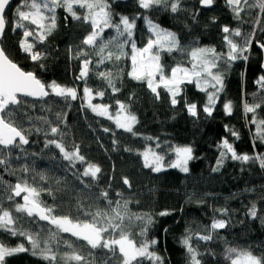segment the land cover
Listing matches in <instances>:
<instances>
[{"label":"trees","instance_id":"obj_1","mask_svg":"<svg viewBox=\"0 0 264 264\" xmlns=\"http://www.w3.org/2000/svg\"><path fill=\"white\" fill-rule=\"evenodd\" d=\"M23 2L24 0H14L7 12L10 24L6 28L2 45L10 58L24 70L34 72L46 84L55 81L62 86L76 88L78 96L75 100H65L51 94L41 102L25 98L28 103L17 114V123L30 130L26 132L29 144L22 145V149L12 150L7 168L0 165V204L13 210L14 216L21 218L19 224L22 228L34 234L39 233L45 239L50 230L57 231L54 225L37 216L28 217L14 211V205L22 201L15 197L8 200L7 187L27 180L33 186L46 189L41 192L40 199L53 207L55 214L70 215L82 220L90 219L84 214L88 205H92V211L96 206H106V201L97 199L101 191H108L109 198L114 202L113 207L115 201L122 204L124 200H130L128 207L131 212L150 214L153 217L154 222L149 227L146 238L158 241L154 248L165 258V264H189L188 253L181 243L182 238L189 230L193 234H207L206 230L214 219H225L228 226L215 230L210 241L193 236L192 243L201 254V264H230L226 258L228 247L249 249L256 255L264 254V224L261 223V219H264V168L260 167L258 160L242 162L227 158L217 171L213 170L218 167L221 151L219 145L223 139H228L238 154H264V144L255 140L256 126L250 123L252 114L245 115L243 108L245 101L250 104L261 103V108L257 110L258 118H264V89L256 84L259 76L264 74L262 55L257 49V41L264 43V30L256 24L261 16L259 9L249 8L242 0L240 7L244 11L238 19L227 0H214L212 7L208 9L203 8L199 0H181V10L176 13H172L170 9L155 7L150 10L142 9L138 0L124 3L109 0L114 22L118 23L120 16L136 18L134 39L137 47H143L151 35L145 17L176 33L184 46H211L218 52L227 51L223 39L225 34L222 32L225 25L230 29H240V37H230L240 44L243 43L244 36L255 32V40L246 53L249 59L237 60L228 68L224 91L220 94L212 115L208 116L203 112L207 95L194 84L184 85V98L177 97L180 103L172 106L170 94L163 88L159 89L160 98L156 99L146 83L133 80L128 75L131 71V60L128 58L131 55L130 46L124 49L128 57L97 64L100 59L96 55L97 49L82 43L92 31L90 24L72 19L63 9H57V28L53 33L43 43L36 41L35 50L42 54L43 59L32 61L19 46L23 39V29L12 30L11 22L16 19L15 8ZM251 3L253 0H249V4ZM77 11L83 14L84 10L77 8ZM261 23L264 24V20ZM115 35V30L108 28L100 40L106 41ZM29 40L34 41V37ZM81 50L86 51L87 58L92 60L85 79H77L85 58H77V53ZM108 50L118 51L115 43L106 52ZM187 59L186 55L178 52L171 55L165 52L162 53L161 62L167 71L177 62L187 64ZM98 72H111L120 91L113 92L107 81L97 75ZM85 86L92 88L94 95L96 91L105 93L101 97V103L110 105L113 115L119 110L117 100L128 105L138 119L133 128L136 134L117 128L112 120L93 113L83 99ZM185 101L197 105L196 117L189 114ZM227 101L233 103L231 115L226 114L223 107ZM52 126H58L63 135L53 136L50 132ZM37 128L41 131H36ZM105 128L109 131L105 132ZM230 130L238 132L239 139ZM147 137L152 139H146ZM49 139L61 140L69 151L73 150L74 145H78L81 154L86 157V163L91 162L101 168L99 178L93 180L91 177L80 176L86 163H77L75 168L71 167L54 145L45 147ZM157 143L161 144L164 150L161 154L165 155V167L158 173L145 168L143 158L139 155L148 145L155 149ZM169 145L173 148H193L194 159L189 162L187 173L168 167V163L175 159L174 153L169 151ZM155 150L161 152V149ZM24 165H28V172L21 170ZM40 175L45 179L41 180ZM123 177L128 178L131 188L123 184ZM81 202L83 207L78 208ZM252 204L258 210L256 219L248 215ZM224 208L228 209L227 214L217 211ZM162 211L170 214L161 216L159 213ZM129 230L136 234L138 241L145 238L139 236V221H134ZM57 240L58 244L53 240L50 246L57 253L58 260L63 253L72 251L68 247V244H72L92 264H119L118 257H113L107 250H90L86 242L71 234L59 233ZM0 241L10 247L24 244L29 249L6 258V264H50L40 255L32 254L31 245L25 237L13 236L0 229ZM44 246L42 243L41 247ZM60 264H64L63 260H60ZM144 264L151 262L145 261Z\"/></svg>","mask_w":264,"mask_h":264},{"label":"snow or ice","instance_id":"obj_2","mask_svg":"<svg viewBox=\"0 0 264 264\" xmlns=\"http://www.w3.org/2000/svg\"><path fill=\"white\" fill-rule=\"evenodd\" d=\"M242 0H227L228 5L232 7V11L236 17L240 18V13L244 11L240 7ZM200 5L211 7L214 0H199ZM249 8L259 9L260 18L256 20V24L264 30V0H253L249 4V0H243ZM11 4V0H0V165L7 168L10 162V157L13 149H22V145L29 144L27 131L17 123V114L19 110L28 103L27 97L44 98L50 94L57 97H62L65 100L77 99L78 92L76 88L62 86L55 81L46 84L42 82L37 75L32 71L24 70L18 63L10 58V55L2 45V40L5 36V30L9 26L10 21L7 17V10ZM140 8L150 10L152 8L170 9L172 13L181 10V0H138ZM77 8L84 10L83 14L77 11ZM57 9L66 11L72 19L83 20L89 23L92 31L84 38L82 43L92 48L97 49L96 55L100 57L97 64H103L105 60H121L122 57H128V53L124 49L128 46L131 48V71L128 75L136 81L146 83L148 89L155 95L156 99L160 98L159 89L163 88L170 94V103L176 106L180 103L177 97H183L186 84H194L201 92L206 93L207 103L203 107V112L208 116L212 115L214 107L220 99V93L225 88V72L221 70V62L224 68H229L232 63L237 60L247 61L248 53L252 47V42L255 40V32H250L243 37V43H237L233 38L240 37V29H230L227 25L222 28L225 34L223 39L226 42L227 51L218 52L215 47L211 46H184L181 44L176 33L162 28L159 24L145 17L148 30L151 35L148 37L143 47H137L134 39L136 18L128 16H120L119 22L113 21V13L109 0H24L23 4L15 8V21L12 23V30L23 29V39L20 40L19 46L21 50L27 53L32 61H40L43 59L42 54L35 50L36 41L43 43L48 36L57 28ZM68 17L66 16L65 19ZM34 26V27H30ZM114 29L116 35L108 40H100L105 29ZM34 37V41L29 40ZM98 40L100 41L98 43ZM113 43L116 44L117 52L109 49ZM259 47L264 49V43L257 41ZM171 55L178 52L181 55L187 56V64L177 62L166 71V66L161 62L162 53ZM84 56L82 68L77 79H85L88 77L92 60L88 59L86 51H78L77 58ZM43 67V65H41ZM97 75L106 80L108 86L113 92H118L120 89L116 87L113 74L111 72H98ZM256 84L260 89H264V74L259 76ZM211 89V91H210ZM103 91H96L93 94V89L85 86L83 89V99L87 101V107L96 113L98 116L107 117L112 120L117 128L123 129L128 133L135 135L133 128L138 119L134 113L130 111L128 105L120 102L119 110L113 115L110 113V105L93 104L95 96H104ZM255 95V94H254ZM186 103L187 111L193 117L198 115L197 105L195 103ZM261 103L250 104L244 102L243 108L245 115L251 113L252 118L250 123L256 126L255 140L264 144V118H258V109L261 108ZM225 113L232 114L233 103L227 101L223 105ZM59 118V117H58ZM227 127V126H226ZM36 131H41L37 128ZM109 131L108 128L104 129ZM231 134L239 139V133L235 130H230ZM50 132L53 136L63 135L58 126L50 127ZM47 136L48 133H45ZM146 139L151 140V137ZM54 145L59 149L62 158L69 162L71 167L75 168L77 163L85 164L86 157L81 154L78 145H74L73 150L69 151L61 140L49 139L45 143V147ZM221 148L220 159L217 161V171L222 166L223 161L227 158L239 160L242 162L259 161L260 167L264 168V154L249 155L246 153L238 154L234 145L223 139L219 145ZM155 149H161L157 152ZM148 145L139 155L143 158V166L154 172H161L164 167L165 155L161 154L164 150L160 143ZM129 151L130 149H125ZM169 151L175 154V159L168 163V167L178 168L182 172L189 171L188 164L194 159L193 148L191 146H177L175 148L169 145ZM23 172H28V165H24L21 169ZM101 168L94 163L87 162L80 176L91 177L93 180L99 178ZM13 174H15L13 172ZM35 179V177H33ZM40 179L45 177L40 175ZM124 185L131 188V183L127 177L122 178ZM7 190L9 195L8 200H13L14 197H22L23 203H16L14 211L16 213H24L28 217L38 216L40 220L48 221L54 225L57 231H49L47 239L41 237L39 233H31L22 228L19 224L21 219L14 216L13 210L5 208L0 204V229L7 231L13 236H22L31 245L33 255H40L50 264H60L63 260L64 264L76 262V264H92V261L73 248L72 244L68 247L71 252H65L57 258V253L50 246V242L57 240L59 232L70 233L79 240L86 242V245L91 249L107 250L113 257H118L119 264H144L145 261L151 264H165V258L161 256L154 248L158 243L155 239H148L147 234L149 227L153 224V217L150 214H137L129 209L130 200L113 201L109 198L107 190L101 191L97 199L106 201L105 207L96 206L95 210H90L92 205L87 206L84 214L90 219H79L70 215L55 214V209L44 204L40 199L42 191L46 189L38 188L29 184L27 180H22L14 185H8ZM122 195V193H117ZM82 202L78 204V208H82ZM221 214H227L228 209H218ZM167 211L159 213L161 216L169 215ZM248 215L253 219L258 218V210L255 204H252ZM126 221L128 223H126ZM134 221L140 222L139 236L144 239L137 240L136 234L129 230L130 225ZM264 224V219H261ZM228 226V221L225 219H214L207 234H193L188 231L182 238V245L186 249L189 256V264H201L200 253L193 246V236H198L199 240L210 241L213 239L212 233L217 229H223ZM44 243L45 246L41 247ZM29 251L24 244H19L15 247H10L0 241V264H6V258L13 256L19 252ZM91 256V251L89 252ZM226 258L230 264H264V254L256 255L252 250L236 247H228L226 249ZM107 264V262H104Z\"/></svg>","mask_w":264,"mask_h":264},{"label":"water","instance_id":"obj_3","mask_svg":"<svg viewBox=\"0 0 264 264\" xmlns=\"http://www.w3.org/2000/svg\"><path fill=\"white\" fill-rule=\"evenodd\" d=\"M117 2H120V3H124V2H127L128 0H116ZM13 2H14V0H11V4H10V6H9V8L12 6V4H13ZM203 8H211V7H205V6H202ZM9 10V9H8ZM8 10H7V12H8ZM5 33H6V30H5ZM4 39V38H3ZM2 42H3V40H2ZM257 49L260 51V53H261V55H262V72L264 73V49H261L260 47H259V44L257 45ZM51 95V94H50ZM50 95L48 96V97H44V98H33V97H27L28 99H31L32 101H36V102H41V101H44V100H47L49 97H50ZM15 198H21V201H22V203H23V200H22V197H15ZM38 217V216H37ZM44 221V220H43ZM44 222H46V223H48V224H50L48 221H44Z\"/></svg>","mask_w":264,"mask_h":264},{"label":"rangeland","instance_id":"obj_4","mask_svg":"<svg viewBox=\"0 0 264 264\" xmlns=\"http://www.w3.org/2000/svg\"><path fill=\"white\" fill-rule=\"evenodd\" d=\"M105 30H107V29H105ZM104 30V31H105ZM221 70H223L225 73L228 71V68H224V66H223V62H221ZM210 91H211V89H210ZM222 93V92H221ZM220 93V94H221ZM92 103L93 104H102L101 103V97L100 96H95V98L93 99V101H92ZM90 109V108H89ZM91 110V109H90ZM92 111V110H91ZM109 111H110V109H109ZM94 113V112H93ZM110 113H112L111 111H110ZM96 114V113H95ZM97 115V114H96ZM104 117V116H103ZM107 118V117H106ZM108 119V118H107ZM174 156H175V154H174ZM175 158V157H174ZM57 230V229H56ZM59 233H63V232H59ZM67 234H70V233H67Z\"/></svg>","mask_w":264,"mask_h":264}]
</instances>
